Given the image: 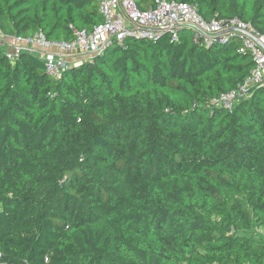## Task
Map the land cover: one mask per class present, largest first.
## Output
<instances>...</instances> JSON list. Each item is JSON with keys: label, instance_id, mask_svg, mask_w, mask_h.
I'll list each match as a JSON object with an SVG mask.
<instances>
[{"label": "trees", "instance_id": "16d2710c", "mask_svg": "<svg viewBox=\"0 0 264 264\" xmlns=\"http://www.w3.org/2000/svg\"><path fill=\"white\" fill-rule=\"evenodd\" d=\"M166 1L264 36V0ZM102 21L95 0H0L9 36ZM236 39L128 38L56 80L0 48V264H264V87L208 106L253 69Z\"/></svg>", "mask_w": 264, "mask_h": 264}, {"label": "built area", "instance_id": "2783aa9c", "mask_svg": "<svg viewBox=\"0 0 264 264\" xmlns=\"http://www.w3.org/2000/svg\"><path fill=\"white\" fill-rule=\"evenodd\" d=\"M95 1L103 18L102 23L92 31L77 32L70 42L50 41L42 32L27 38L9 36L0 29V48H11L5 52V57L10 63H16L22 52L34 53L43 60L48 76L56 80L68 67L103 55L112 46H123L128 38L156 41L167 34L176 41L178 31L189 27L193 30L195 43L210 45L213 41L237 37L238 53L248 54L253 62V69L240 85L212 97L208 106L231 111L254 90L264 87V36L250 24L237 18L228 22L219 19L206 21L194 5L175 1L154 0L153 5L145 10L139 9L134 0ZM68 59H72L71 65Z\"/></svg>", "mask_w": 264, "mask_h": 264}, {"label": "rangeland", "instance_id": "374dc122", "mask_svg": "<svg viewBox=\"0 0 264 264\" xmlns=\"http://www.w3.org/2000/svg\"><path fill=\"white\" fill-rule=\"evenodd\" d=\"M3 48V52H8L11 50V48L9 46H4V47H1ZM74 59V58H73ZM79 59V58H78ZM68 64L71 65L70 62H72V59H68ZM241 235H245L247 237H251L253 239H256V240H263V233L258 230V229H254L252 231H249V232H240Z\"/></svg>", "mask_w": 264, "mask_h": 264}]
</instances>
